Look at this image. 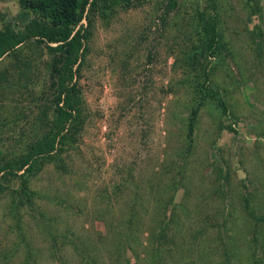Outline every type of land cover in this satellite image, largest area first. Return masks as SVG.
Listing matches in <instances>:
<instances>
[{"label":"rangeland","instance_id":"obj_1","mask_svg":"<svg viewBox=\"0 0 264 264\" xmlns=\"http://www.w3.org/2000/svg\"><path fill=\"white\" fill-rule=\"evenodd\" d=\"M172 2L83 20V124L31 177V202L13 210L22 181H4L0 264H264V0ZM34 18L0 0V29ZM49 60L27 44L0 62V162L43 123Z\"/></svg>","mask_w":264,"mask_h":264},{"label":"trees","instance_id":"obj_2","mask_svg":"<svg viewBox=\"0 0 264 264\" xmlns=\"http://www.w3.org/2000/svg\"><path fill=\"white\" fill-rule=\"evenodd\" d=\"M124 3L128 4L129 0H20L21 7L33 12L35 18L22 30H14L11 24L0 29V62L8 54H18L20 47L27 44L47 50L50 55L49 88L41 92L43 98L49 97L43 123H38L37 129L32 130L29 144L18 154L20 158L8 164L4 159L0 162V192L5 190L3 184L7 177L22 181L21 192L24 193L19 197V203L13 200V210L17 211L28 200H33L32 194L28 196L26 186L31 177L46 162L60 161L57 157L65 146L74 145L77 141V133L83 124L78 76L88 53L86 42L89 38V29L83 20H88L93 13L112 10ZM176 4L173 0V7ZM203 22L205 46L214 55L221 40L218 23L204 17ZM9 74V71L0 73L2 85L9 81ZM8 169L9 174H6Z\"/></svg>","mask_w":264,"mask_h":264}]
</instances>
